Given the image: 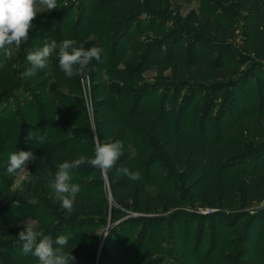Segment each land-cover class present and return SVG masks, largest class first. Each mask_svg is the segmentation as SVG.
Listing matches in <instances>:
<instances>
[{"label":"rangeland","instance_id":"rangeland-1","mask_svg":"<svg viewBox=\"0 0 264 264\" xmlns=\"http://www.w3.org/2000/svg\"><path fill=\"white\" fill-rule=\"evenodd\" d=\"M111 3L57 0L58 9L37 14L28 41L0 68V142L7 145L0 153V197L5 200L0 231L16 226L20 233L29 222L53 240L64 235L68 241L96 245L93 254L76 256L71 252L75 257L72 264H264V198L247 206L208 209L192 199V191L187 193L188 185L198 175L191 180L184 171L167 168L163 161L149 165L147 171L138 161L146 149L133 125L135 116L148 111L165 117L173 133L175 113L184 107L185 132L197 131L204 105L211 101L210 130L218 126L215 117L219 111L228 108L231 110L227 109L224 118L237 121L242 135L252 136L255 146L264 147V102H259L264 88L258 89L264 84V26L259 25L256 33L253 16L228 0H154V6H143L141 21L126 28L123 23L112 27L107 15ZM214 19L223 22L222 33L209 31ZM148 23L155 30L147 27ZM121 29L125 36L119 48L113 42ZM171 30L174 33L166 42ZM64 39H74L76 47L85 50L101 47V61L93 59L84 75L68 78L59 67L57 49L46 68L27 78L22 75L31 67L26 60L29 51ZM157 41L159 48L139 62L142 50ZM141 42L144 46L137 51ZM198 59L224 70L225 78L179 79L169 67L174 61L189 65ZM245 75L249 78L239 83V87H245L243 94L235 88L234 96L229 81ZM177 82L190 84L179 88ZM217 82L224 84L219 94L204 86ZM193 85L202 86V97L199 92H189ZM241 108H252V114ZM44 122L46 130L41 128ZM24 125L34 136H44V142L26 141ZM238 139L237 133L229 134L232 144ZM116 141L123 144L122 155L107 175L87 163L71 170V183L81 188L76 200H90L85 206L88 209L74 220L57 210L60 201L52 184L58 165L81 155L94 158L97 142ZM21 150L33 152L35 159L26 163L27 172L9 174V155ZM237 167H218L203 176L235 174ZM122 168L139 172L141 178L130 179L117 171ZM245 168L250 176L262 171L264 155L250 160ZM200 176L203 179L202 173ZM142 184L151 195L167 194L169 206L152 212L133 208L127 199L134 188L141 193ZM238 213L242 215L238 221L227 217ZM2 239L0 236V264H39L37 257L22 251L23 242L10 248L11 244L5 246ZM242 250L243 257L239 256ZM16 258L21 261H13Z\"/></svg>","mask_w":264,"mask_h":264},{"label":"trees","instance_id":"trees-1","mask_svg":"<svg viewBox=\"0 0 264 264\" xmlns=\"http://www.w3.org/2000/svg\"><path fill=\"white\" fill-rule=\"evenodd\" d=\"M234 4H237L242 10L247 11L251 16H253L254 21H252V29L258 33L259 25L264 26V14L261 12V8L264 1L262 0H228ZM262 3V4H261ZM154 6V0H112L110 7L108 8V18L112 27H117L122 25L126 28L128 25L132 24L136 20L140 19V14H142L143 6ZM141 21V19H140ZM212 24L208 26V21L205 23L208 26L209 31L214 33H222L225 28L223 26V22L219 21V19H214L211 21ZM143 25V24H138ZM145 26V25H144ZM151 30H155L154 25L151 23L147 24ZM124 29H121L117 32V37H115V42H113V46H119V41L125 36L123 33ZM170 33L166 37L165 41L167 42L174 31H169ZM160 33V32H158ZM111 35V34H110ZM221 35V34H220ZM263 35V34H261ZM259 36V35H258ZM223 38V37H222ZM228 38V37H226ZM143 43L137 44V51H140L143 48ZM160 46V41L149 45V47H145L142 50L141 57L139 62L145 60L153 51H155ZM136 56V50L134 53ZM133 62V61H132ZM131 62V63H132ZM128 66H130V64ZM169 67L173 70V74L176 75V78L182 79H199V78H211L214 76H222L225 78L224 70H219L216 68L210 67V62L205 59H198L192 61L189 65H181L178 61H174ZM209 68V70L207 69ZM214 72L215 75H209ZM218 74V75H217ZM205 76V77H204ZM246 76V75H245ZM242 76L238 79H232L229 83H232V92L236 96L233 89H237L243 94V88L239 87V83H243L245 79L249 78V76ZM203 80V79H202ZM179 88H188L190 82H177ZM194 86V87H193ZM191 86L189 92H199L198 96L202 97L203 90L202 86ZM210 86L211 93L219 94L224 90L223 83H207ZM252 87V86H251ZM206 88V87H205ZM264 88L263 85H259L258 89ZM262 100L259 102L262 104L264 102V94L261 93ZM141 98V97H140ZM191 98V97H190ZM189 97H186L185 101H188ZM211 101L206 102L204 105V109L202 114L199 117V121L197 124V131H188L185 132V127H183L184 116H185V108L181 107L180 111H176L175 120L177 122V126L175 127V131L173 133L169 130V125L167 123V119L161 116H157L156 114L148 111H142L141 114L135 116L133 118V125L138 130V139L143 140L145 142L142 146L146 149L145 152L142 153L141 157L138 156V161L144 165V167L149 169V165L155 164L157 161L165 162L167 168L170 170H182L186 176H189L192 179L195 178L194 182L188 185L187 193L192 191L191 197L192 199L200 202L203 205L208 206L209 208H233L237 205L247 206L251 204L253 201H259L264 198V168L259 173H255L254 176H250L249 171L245 168V165L250 160H254L256 157L264 155V147L255 146L253 143V137L249 135H242L241 125L235 120L224 118V114L227 112L228 108H224L219 111V115L215 117L218 120V126L214 130H210L208 128V119L209 114L211 112L212 106ZM233 106V105H230ZM252 108H241L240 111H249V115L252 114ZM231 110V109H228ZM214 119V118H213ZM239 121V120H238ZM46 122V121H45ZM45 122L41 125L43 130H46ZM56 124L58 121L56 120ZM50 124L47 125V127ZM61 125V123H60ZM63 126V123H62ZM25 132L29 133V129L24 125ZM23 128V129H24ZM45 133V132H44ZM230 133L238 134V141L230 142L228 140ZM50 136L51 133H45ZM116 135L117 140L119 139L117 131L114 133ZM113 135V136H114ZM121 138V137H120ZM65 143H69L66 141ZM7 145L0 142V153L4 152ZM149 150H155L156 154L149 153ZM159 155L157 156V154ZM238 165V167H237ZM227 168V167H237L238 171L235 174L225 175V176H217L214 178H205L203 173L207 171H212L217 169L218 167ZM202 173L203 179H201L200 174ZM149 175V174H148ZM170 177L169 179H171ZM143 179H141V182ZM199 183V185H197ZM143 190L141 193L138 192L136 188L133 189L132 193L129 195L127 202H132V206L135 209H139L143 212H152L161 207L169 206L167 200L170 199L167 194H156L151 195L148 191ZM90 200L83 201L76 200L74 203V208L71 213L63 211L61 204L58 203L56 209L66 214L72 216L70 217L72 220L77 218V214L85 211V207L89 205ZM5 200L0 197V211ZM57 206V205H56ZM3 207V208H4ZM218 210L217 212H219ZM236 216V217H235ZM228 216L232 220H239L242 215L239 213ZM19 230L20 227L12 226L8 229H4L0 231V236H2V240H4L5 246L7 244H11L10 248H15L18 242H22L19 240ZM171 229V233H172ZM15 242V243H14ZM95 244V243H94ZM71 252H75L77 254H93L92 252L95 250L96 245L93 247H88L80 241H68V248L73 247ZM67 250V249H66ZM87 252V253H86ZM245 253L243 250L239 252V256L243 257ZM13 261H21L16 258ZM103 262V261H102ZM20 264H30L29 262H17ZM11 263V264H17ZM103 264V263H102ZM105 264V262H104Z\"/></svg>","mask_w":264,"mask_h":264},{"label":"clouds","instance_id":"clouds-1","mask_svg":"<svg viewBox=\"0 0 264 264\" xmlns=\"http://www.w3.org/2000/svg\"><path fill=\"white\" fill-rule=\"evenodd\" d=\"M55 9H58L57 0H0V68L5 67L7 62L20 51L21 45L28 41L29 30L33 28L32 22L37 14L51 12ZM57 49L59 67L68 78L84 75L93 59L98 62L101 61L103 52V49L98 46H93L87 50L76 47L74 39H64L59 44L52 40L45 43L42 48L28 52L26 60L31 67L22 75L27 78L35 75L36 70L46 68L49 58ZM34 139L37 143H43L45 137L34 136V133L30 131L26 141ZM122 149L121 141L104 144L97 142L94 158L81 155L77 159L64 161L58 165L52 187L65 212L71 213L73 211L77 194L81 190L80 185L71 183V170L87 163L100 169L102 174L107 175L121 157ZM34 159V154L31 151H14L9 155L7 172L9 174H15L17 170L27 172L26 163ZM117 171L123 172L124 175L134 181L141 178L139 172H131L127 168ZM18 238L23 242L22 251L37 257L39 264H69L70 261L72 264L75 260V257L71 255L74 246L68 248L69 238L67 236L60 235L53 240L42 229H38L34 224L27 222ZM54 244L58 247H54Z\"/></svg>","mask_w":264,"mask_h":264},{"label":"built area","instance_id":"built-area-1","mask_svg":"<svg viewBox=\"0 0 264 264\" xmlns=\"http://www.w3.org/2000/svg\"><path fill=\"white\" fill-rule=\"evenodd\" d=\"M208 209L212 210V208H208Z\"/></svg>","mask_w":264,"mask_h":264}]
</instances>
